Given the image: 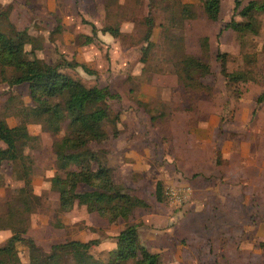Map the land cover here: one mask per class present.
I'll return each instance as SVG.
<instances>
[{
    "label": "rangeland",
    "instance_id": "obj_1",
    "mask_svg": "<svg viewBox=\"0 0 264 264\" xmlns=\"http://www.w3.org/2000/svg\"><path fill=\"white\" fill-rule=\"evenodd\" d=\"M249 1L241 0L235 12V0H222L219 19L213 21L206 14V0H0V31L25 42V59L61 65L62 73L114 95L107 102L111 111V119L104 123L107 140L92 142L82 150L94 151L113 169L117 183L149 204L115 221L78 202L63 210L52 178L79 171L92 159L80 156L66 170L58 171L53 145L69 133L68 122L58 134L38 123L28 125L34 138L20 146L27 155L25 163L0 165V217L8 216L6 204L12 200L13 226L25 228L22 235L33 238L44 252L71 240L99 239L92 253L108 263L119 233L139 224L141 241L163 252V264H216L206 252L211 245L206 240L209 225L204 211L194 214L191 224L175 229L192 209L184 207L185 201L177 204L169 192H181L186 201L189 198L180 184L158 180L156 171L167 166L166 172H173L174 151L192 152L190 141L199 143L208 133L221 141L255 133L264 136V13L254 17L258 33L225 29L232 19L245 20L239 11ZM183 7L189 9V16L182 15ZM150 14L154 26L149 36L146 20ZM116 29L117 36L111 33ZM196 61L208 64L211 73ZM223 62L229 73L241 78L227 82L221 72ZM2 69L0 64V115L14 123L35 102L28 84L11 87L4 99L1 83L17 73L5 67L2 75ZM202 147L192 149L203 152ZM185 162L190 169L195 160ZM92 167L96 170L98 165L93 161ZM158 181L164 184L163 201L156 196ZM29 187L37 197L22 204L18 197ZM77 191L99 190L81 183ZM11 233L0 231V245ZM16 246L21 261H29V244L22 241ZM74 263L66 255L61 264Z\"/></svg>",
    "mask_w": 264,
    "mask_h": 264
},
{
    "label": "trees",
    "instance_id": "obj_2",
    "mask_svg": "<svg viewBox=\"0 0 264 264\" xmlns=\"http://www.w3.org/2000/svg\"><path fill=\"white\" fill-rule=\"evenodd\" d=\"M240 6L241 0H235L234 11L236 12ZM221 9L222 0H206L205 11L210 20L217 21ZM181 13L189 16L190 11L183 7ZM257 13H264V0H250L239 11V15L245 20L232 19L226 24L225 29H232L240 34L247 31L258 33L257 20L254 18ZM146 23L150 36L154 26L152 14L148 15ZM111 33L117 36L119 31L116 29ZM205 42L209 48L207 38ZM218 56L220 58V54ZM0 64L3 67L2 75L6 72L5 67H12L17 73L8 79H3L4 82L10 87L28 84L30 96L35 102L34 107L24 110L25 115L20 117L17 126H9L7 116L0 115V143L3 144L0 146V165L4 161L15 164L25 163L27 155L20 150V146L27 145V141L34 138L30 134L28 125L39 123L44 125L46 130L58 134L68 122L69 133L53 145L58 171L66 170L73 160L83 155L90 156L92 160L82 164L79 171L69 172L64 177L57 175L52 178L53 189L61 196L62 209L70 210L78 202L87 206L90 212L97 211L111 221H115L120 217L132 216L137 208L149 206L145 200L130 194L125 186L117 183L114 180L113 169L104 165L94 151L82 150L92 142H104L108 138L104 123L111 119V111L107 102L109 98L114 97L108 89L86 86L80 80L62 73L61 65L47 64L38 58L25 59V42H20L18 38L2 31H0ZM196 64L198 67L200 65L206 67L207 74L211 73L208 64L199 61H196ZM67 66L74 68L79 64L67 63ZM221 72L229 83L241 78L240 75L229 73L224 62ZM116 118L118 120L119 116L117 115ZM73 149H76V152H71ZM93 161L98 165L96 170H93ZM81 183L94 186L99 191L79 193L77 189ZM156 196L159 201H163L162 181L156 184ZM36 197L29 187L23 197H18V201L27 204L31 198ZM11 201L7 202L8 216L0 217V230L10 229L13 233L7 243L0 247V264H61L66 255L73 257L74 264H128L130 260H134L135 264H163L161 254L151 251L142 243L139 224L128 225L119 233L116 237L117 248L111 251V259L108 263L101 262L92 253V249L100 244L99 239L87 242L71 240L53 245L49 252H44L33 238L22 235L26 232L25 228L19 230L13 226L12 219L15 213L11 210ZM22 241L29 244V261L26 262L21 261L16 246L17 242Z\"/></svg>",
    "mask_w": 264,
    "mask_h": 264
},
{
    "label": "crops",
    "instance_id": "obj_3",
    "mask_svg": "<svg viewBox=\"0 0 264 264\" xmlns=\"http://www.w3.org/2000/svg\"><path fill=\"white\" fill-rule=\"evenodd\" d=\"M1 85H5L2 92L6 90V99L7 90L11 87L7 83ZM6 120L9 126L14 127L20 119H13L14 123L10 117ZM199 141L195 144L190 141L192 152L188 149L174 151L173 172L167 173V166H160L156 171L160 177L158 180L165 184H180L186 198H189L186 201L180 192L176 200L177 204L185 201L184 207L191 208L192 212L189 217L184 216L175 229L185 223L191 224L194 214L204 211L209 225L206 240L211 245L206 252L211 254L216 264H250L251 259L253 264H264V136L255 133L246 138L232 137L221 141L212 132ZM200 146L206 150L195 151ZM167 156L172 158L169 154ZM186 160H195L190 163L195 170L186 168ZM10 164L15 166V163ZM170 173H173L172 178L168 175ZM0 231L11 232L10 229ZM142 243L163 256V252L156 251L148 241Z\"/></svg>",
    "mask_w": 264,
    "mask_h": 264
},
{
    "label": "built area",
    "instance_id": "obj_4",
    "mask_svg": "<svg viewBox=\"0 0 264 264\" xmlns=\"http://www.w3.org/2000/svg\"><path fill=\"white\" fill-rule=\"evenodd\" d=\"M169 195H171L172 198L179 199V193H176L174 191L169 192Z\"/></svg>",
    "mask_w": 264,
    "mask_h": 264
}]
</instances>
